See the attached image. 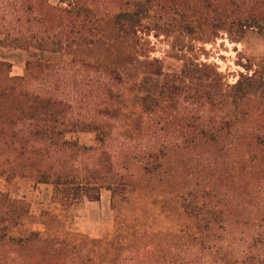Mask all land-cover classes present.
<instances>
[{"label": "trees", "instance_id": "1", "mask_svg": "<svg viewBox=\"0 0 264 264\" xmlns=\"http://www.w3.org/2000/svg\"><path fill=\"white\" fill-rule=\"evenodd\" d=\"M21 7L24 24L1 35L28 54V76L47 81L27 88L0 63V146L17 160H38V184L51 185L64 206L97 202L102 190L114 203L157 186L161 205L183 218L184 264H264V59L243 58L229 84L198 61L165 72L143 38L153 31L198 45L220 36L240 44L247 32L264 33V0H22ZM65 55L88 70L84 85L62 83L59 72L56 82L44 76ZM81 89L80 123L70 96L58 91ZM12 101L15 108L2 109ZM85 134L95 147L79 144ZM6 202L0 192V207ZM45 248L38 238V256Z\"/></svg>", "mask_w": 264, "mask_h": 264}, {"label": "rangeland", "instance_id": "2", "mask_svg": "<svg viewBox=\"0 0 264 264\" xmlns=\"http://www.w3.org/2000/svg\"><path fill=\"white\" fill-rule=\"evenodd\" d=\"M21 2L0 0V63L10 66L9 78H22L30 88L46 82L45 75L56 82L55 72H59L61 78L58 80L62 83L70 85L76 80L84 85L88 70L79 67L86 55L84 49L76 55L75 60L79 62L76 64H71L72 58L67 55L54 57L53 63L58 68L51 66L45 71L43 82L35 83L28 76H31V72L26 73L28 54L12 48L13 45L1 35L24 24L20 20L24 17ZM49 3L56 6L57 0H49ZM16 20H20L19 23ZM145 26L149 27L150 23ZM27 27L30 32L37 29L36 24ZM155 36L152 31L150 36L143 38L150 44L151 58L160 60L165 72L178 71L182 65L198 61L215 65L232 84L238 73L243 72L238 66L245 63L243 58L264 59V33L256 31L247 32L240 44H232L222 36L212 44L202 45L190 40L181 39V43V40ZM169 54L178 61L165 57ZM4 75L5 70L0 73V80ZM58 93L70 96L66 101L81 117L78 122H83L87 112L83 89L75 92L76 95L70 90H59ZM7 107L15 108V103L3 105L2 109ZM77 140L84 147L96 146L95 137L90 134L79 135ZM37 171L38 160L30 156L17 160L0 146V174L5 172L8 176V179L0 177V192L7 200L0 207L1 237L6 236L0 240V264H61L62 261L65 264H87V260L97 264H184L183 242L178 233L183 218L175 206L161 205L162 200L156 196L165 193L156 189L157 186L150 185L140 194L118 198L114 203L111 193L102 190L97 202L82 201L64 206L54 197L51 185L38 184ZM38 238L46 246L40 250L43 253L39 256Z\"/></svg>", "mask_w": 264, "mask_h": 264}]
</instances>
